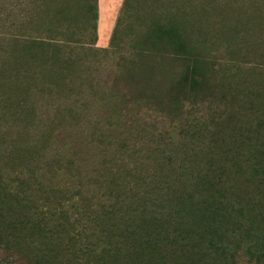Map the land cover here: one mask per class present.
<instances>
[{
	"label": "trees",
	"instance_id": "16d2710c",
	"mask_svg": "<svg viewBox=\"0 0 264 264\" xmlns=\"http://www.w3.org/2000/svg\"><path fill=\"white\" fill-rule=\"evenodd\" d=\"M96 23L0 0V264H264V0H124L107 49Z\"/></svg>",
	"mask_w": 264,
	"mask_h": 264
},
{
	"label": "rangeland",
	"instance_id": "374dc122",
	"mask_svg": "<svg viewBox=\"0 0 264 264\" xmlns=\"http://www.w3.org/2000/svg\"><path fill=\"white\" fill-rule=\"evenodd\" d=\"M97 5H98V20L99 22L102 24L101 26V30H100V35H98V33L96 32V37H97V41L95 43V47L99 48V49H107L110 45V40L111 37L113 36V32L114 29L116 27L117 21L120 17L121 14V10H122V5L124 0H97ZM109 6H111L112 8H110ZM109 25V28L107 30V26ZM97 29H98V24L96 23ZM103 27V29H102ZM104 34V39L101 38V34ZM229 58V56L227 54L224 55V61L223 63H227V59ZM232 58V57H231ZM109 83L112 80V77L109 76L108 77ZM165 83V82H164ZM161 86V84H159ZM156 87L155 91L160 92V94H157V98L158 99H166L167 95L165 90H160ZM160 90V91H159ZM124 93H126V90H124ZM168 93V92H167ZM129 97V96H128ZM151 102V101H147ZM214 103V100H210V104L205 103V104H199L195 107V110H193L192 112L188 113V118L185 119V117L187 116V114L184 116V121H187L189 123V126H195L198 125L201 121L202 122H207L209 120V118L213 117L214 112H212L213 108H216L215 106L211 105ZM131 103H129L127 106L124 107H129L131 108L132 106H130ZM144 105H148V106H153L156 107V104H152V103H148V104H143L141 107H143ZM216 105V104H214ZM98 106V105H97ZM101 105H99L98 107H100ZM121 109L123 106H120ZM169 107V106H167ZM218 109H216V111H218ZM128 116V115H127ZM139 117L140 120L143 121L144 124L149 125L152 124L153 122L157 123V116L152 113H150V111H141L139 113ZM147 119V120H146ZM183 121V122H184ZM127 122H125L126 124ZM155 123V124H156ZM164 129V128H163ZM171 136V135H170ZM150 140H154V138H151ZM176 141V140H174ZM151 145L147 144V147L150 148Z\"/></svg>",
	"mask_w": 264,
	"mask_h": 264
},
{
	"label": "water",
	"instance_id": "95a60500",
	"mask_svg": "<svg viewBox=\"0 0 264 264\" xmlns=\"http://www.w3.org/2000/svg\"><path fill=\"white\" fill-rule=\"evenodd\" d=\"M109 7L112 8L111 6H109ZM97 12H98V5H97ZM97 24H98V29L96 30V32L98 33V35H100V30H101V26L100 25H102V24L98 20V15H97ZM108 28H109V25L107 26V30H108ZM102 29H103V27H102ZM101 38L104 39V34L103 33L101 34Z\"/></svg>",
	"mask_w": 264,
	"mask_h": 264
},
{
	"label": "flooded vegetation",
	"instance_id": "af4514ba",
	"mask_svg": "<svg viewBox=\"0 0 264 264\" xmlns=\"http://www.w3.org/2000/svg\"><path fill=\"white\" fill-rule=\"evenodd\" d=\"M130 106H132V107H133V104L131 103V104H130ZM150 113H151V115H152V113H153V112H150Z\"/></svg>",
	"mask_w": 264,
	"mask_h": 264
}]
</instances>
